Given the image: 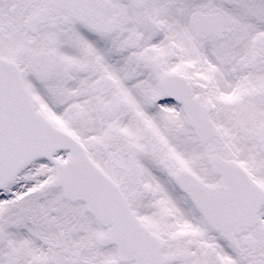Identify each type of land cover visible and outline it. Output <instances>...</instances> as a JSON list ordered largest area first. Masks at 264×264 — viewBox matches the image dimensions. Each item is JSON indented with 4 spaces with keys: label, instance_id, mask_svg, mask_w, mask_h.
<instances>
[{
    "label": "snow or ice",
    "instance_id": "obj_1",
    "mask_svg": "<svg viewBox=\"0 0 264 264\" xmlns=\"http://www.w3.org/2000/svg\"><path fill=\"white\" fill-rule=\"evenodd\" d=\"M0 264H264V0H0Z\"/></svg>",
    "mask_w": 264,
    "mask_h": 264
}]
</instances>
